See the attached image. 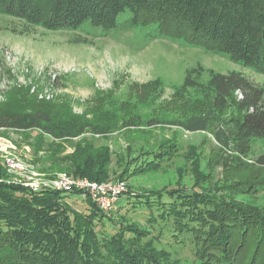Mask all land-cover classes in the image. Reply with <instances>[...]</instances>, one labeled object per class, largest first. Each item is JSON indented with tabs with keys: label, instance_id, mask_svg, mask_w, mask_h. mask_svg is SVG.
<instances>
[{
	"label": "trees",
	"instance_id": "obj_1",
	"mask_svg": "<svg viewBox=\"0 0 264 264\" xmlns=\"http://www.w3.org/2000/svg\"><path fill=\"white\" fill-rule=\"evenodd\" d=\"M0 16L18 21L22 29L13 32L20 34L35 28L76 33L86 23L105 31L156 25L153 39L185 41L264 74V0H0ZM186 86L197 85L187 79ZM206 86L210 96L206 113L176 124L192 133L211 132L217 155L213 169L248 168L241 158L250 153L254 140L264 138V88L239 72L214 74ZM230 109L234 114L225 117ZM10 130L35 131L60 141L59 148L74 149L63 158L55 156L48 179L58 175L96 183L107 179L109 156L95 153V139L88 138L104 136L107 131L102 127L38 102L24 110L0 109V131ZM163 148L144 156L142 165V159L133 163L134 170L162 169V162L178 152L176 145ZM2 165L0 264H176L158 248L154 239L158 234L176 243L182 239L183 245L190 242L192 264H264V206L219 196L217 187L203 192L175 187L136 192L130 193L132 200H122L120 194L110 210H103L75 188L33 191L9 184ZM254 165L264 169V155ZM239 184L244 195L259 193L264 186L250 179ZM74 195L83 197L80 204L73 203ZM71 202L81 209H74ZM122 202L127 204L126 213L146 215V221L116 218L123 209L114 211Z\"/></svg>",
	"mask_w": 264,
	"mask_h": 264
},
{
	"label": "rangeland",
	"instance_id": "obj_2",
	"mask_svg": "<svg viewBox=\"0 0 264 264\" xmlns=\"http://www.w3.org/2000/svg\"><path fill=\"white\" fill-rule=\"evenodd\" d=\"M13 28L22 29L18 21L0 16V109L24 110L40 102L105 129L104 136L88 138L95 139V153L109 156L103 183L118 186L122 200H132L130 193L136 192L173 187L203 192L217 187L219 196L253 207L264 206V186L253 195L238 190L239 182L247 179L264 182V169L254 165L255 159L264 155V138L254 140L250 153L241 158L248 168L222 172L212 166L217 155L211 132L192 133L176 124L206 113L210 96L205 87L214 74L243 73L264 88L263 73L233 62L228 55L206 52L185 41L153 39L156 25L144 30L105 31L86 23L76 33L35 28L20 34ZM187 79L197 86H186ZM234 96L241 98L237 93ZM229 111L225 117L235 112ZM60 144L35 131H0V162L8 175L7 183L28 188L10 179L17 176L23 181L28 176L37 180L50 175L55 156L74 153L65 145L59 148ZM171 145H176L178 152H173L169 161L162 160V169L144 173L134 170L133 163L137 165L144 156H153ZM8 157L15 158L22 170L11 171ZM144 162L142 159L141 165ZM71 199L80 204L83 197L74 195ZM73 203L74 209H81ZM126 205L122 202L116 206L114 213L123 209L116 218L123 215L142 224L146 221V215L126 213ZM154 239L176 264L193 263L190 242L183 245L182 239L176 243L159 234Z\"/></svg>",
	"mask_w": 264,
	"mask_h": 264
},
{
	"label": "built area",
	"instance_id": "obj_3",
	"mask_svg": "<svg viewBox=\"0 0 264 264\" xmlns=\"http://www.w3.org/2000/svg\"><path fill=\"white\" fill-rule=\"evenodd\" d=\"M13 158V157H11ZM8 159V165L11 164V171L22 170V166L17 162L15 158ZM6 162V161H5ZM16 162V163H15ZM6 163V165H7ZM28 177V176H27ZM25 177L24 180H20L19 177H12L10 182L16 184H22L33 191H38L43 187H51L56 190H69L71 188L83 191L84 195H89L93 201L103 210H110L117 200L118 195L121 193V189L118 186H111L105 183L99 184L96 182H90L88 180H75L67 175H60L55 180H50L46 177L30 180Z\"/></svg>",
	"mask_w": 264,
	"mask_h": 264
}]
</instances>
